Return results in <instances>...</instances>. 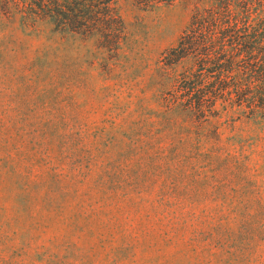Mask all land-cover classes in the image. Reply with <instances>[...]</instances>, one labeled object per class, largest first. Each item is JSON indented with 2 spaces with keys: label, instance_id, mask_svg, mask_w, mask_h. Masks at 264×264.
I'll list each match as a JSON object with an SVG mask.
<instances>
[{
  "label": "rangeland",
  "instance_id": "rangeland-1",
  "mask_svg": "<svg viewBox=\"0 0 264 264\" xmlns=\"http://www.w3.org/2000/svg\"><path fill=\"white\" fill-rule=\"evenodd\" d=\"M119 5L120 56L0 13V264H264V122L156 117L191 4Z\"/></svg>",
  "mask_w": 264,
  "mask_h": 264
},
{
  "label": "trees",
  "instance_id": "trees-1",
  "mask_svg": "<svg viewBox=\"0 0 264 264\" xmlns=\"http://www.w3.org/2000/svg\"><path fill=\"white\" fill-rule=\"evenodd\" d=\"M119 1L0 0V13L28 35L50 29L120 56L128 34ZM130 1L150 9L180 0ZM184 1L188 22L155 69L156 117L189 121L217 141L237 120L264 122V0Z\"/></svg>",
  "mask_w": 264,
  "mask_h": 264
}]
</instances>
